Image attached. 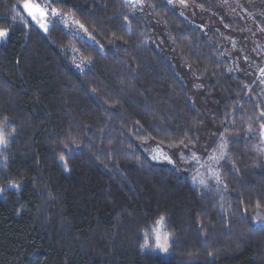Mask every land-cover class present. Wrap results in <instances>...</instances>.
Masks as SVG:
<instances>
[{
	"label": "trees",
	"instance_id": "trees-1",
	"mask_svg": "<svg viewBox=\"0 0 264 264\" xmlns=\"http://www.w3.org/2000/svg\"><path fill=\"white\" fill-rule=\"evenodd\" d=\"M17 2L0 0V27L10 29L0 41V125L9 136L0 150V264H264V228L253 223L264 215L260 92L233 72L220 34L151 0L204 82L220 129L202 163L180 175L149 161L137 142L196 144L203 119L133 6L33 0L83 25L88 43L59 22L47 32L27 16V26L13 24ZM258 23L264 29V18ZM221 136L218 185L206 165ZM161 216L173 238L167 259L142 251Z\"/></svg>",
	"mask_w": 264,
	"mask_h": 264
},
{
	"label": "rangeland",
	"instance_id": "rangeland-1",
	"mask_svg": "<svg viewBox=\"0 0 264 264\" xmlns=\"http://www.w3.org/2000/svg\"><path fill=\"white\" fill-rule=\"evenodd\" d=\"M162 1L177 9L189 21L203 30L214 29L220 34L222 52L230 62L233 72L239 76L249 77L254 81V85L259 88L261 112H264V83L261 82L264 80V76L261 75V69H264V29L258 23L259 19L264 18V0H214V6L210 10L199 9L186 2L181 4L179 0H172V3H169L168 0ZM126 2L133 6V13L140 16L148 25L151 33V44L172 63L188 90L194 107L203 119L202 125L198 129L196 144L170 149L152 140L137 142L139 149L153 164L173 169L183 175L192 167L202 163L220 133V129L212 117L214 108L210 99L205 95L204 82L194 75L178 54L172 35L155 16V7L151 0H141L140 3H135L134 0H126ZM55 22H59L67 31H73L83 41L95 43L94 39L84 28L80 27L78 22L60 15H49L47 18L48 29ZM262 123H264V118L261 117L258 124V136H260L259 125ZM158 148L170 156L174 163L169 164L163 159H153ZM193 153L199 157L200 164L192 160ZM216 155H219V152ZM181 156L184 159H181ZM217 165L210 160L206 167L208 169L211 166L217 171ZM149 244L154 246V240ZM142 251L151 252L163 259H167L170 255V251L168 254L150 249H143Z\"/></svg>",
	"mask_w": 264,
	"mask_h": 264
},
{
	"label": "snow or ice",
	"instance_id": "snow-or-ice-1",
	"mask_svg": "<svg viewBox=\"0 0 264 264\" xmlns=\"http://www.w3.org/2000/svg\"><path fill=\"white\" fill-rule=\"evenodd\" d=\"M135 3H140L141 0H134ZM169 3H172V0H168ZM181 4H185V0H179ZM15 8L17 10V14L13 15L11 20L12 23H16L17 21L24 23L26 26L28 25V20L25 18V16L30 17L31 21L35 22V24L42 29L44 32L48 31V23L47 18L49 15L57 16L61 13L56 8H50V5H44L41 6L38 2H33V0H18L17 4L15 5ZM50 9V11H49ZM81 28H83V25H80ZM86 31V30H85ZM10 34V29L7 27H0V41L5 40ZM79 67V65H77ZM261 75L264 76V69H261ZM264 83V80L261 81ZM260 116L264 118V112L260 113ZM4 125H0V149H5L8 147L9 144V136L5 134L4 131ZM259 135L261 138V145H264V123L259 125ZM252 131V125H248V132L251 133ZM222 143L218 146L219 147V155H216L213 153L209 156V160L219 163L221 160H224L227 156V140L221 136ZM74 144L75 141H72ZM183 143V141H181ZM69 145L65 144V148H68ZM258 151L264 152V146L257 147ZM181 159H184L183 156L180 157ZM64 157L61 156V160L63 161ZM153 159H163L166 160L169 164L174 163L172 158L165 154L162 150L159 148L156 150V155L153 156ZM192 160H195L197 164H200L199 157L196 156L195 153L192 155ZM203 166V165H201ZM65 169L67 170V166L65 165ZM208 172L211 173V175L215 178L217 184H221L222 180L220 177V174L218 171L213 169L211 166L208 168ZM199 176V174H198ZM197 177H193V181L196 182ZM199 183L201 185L207 186L205 184L204 179H199ZM227 188V185L224 186ZM255 207L257 209H260L262 207L261 203L259 201L256 202ZM244 212H247V209H244ZM253 223H259L261 228H264V215H260L257 213L255 216ZM165 218L161 216L156 222L153 227L150 229L151 238L154 240V246L149 244V231L144 232V240L145 243L142 245L143 249H150L152 251H159L163 254H168L171 248L172 240L173 238L170 236L168 232L165 231ZM211 255V253H210Z\"/></svg>",
	"mask_w": 264,
	"mask_h": 264
}]
</instances>
